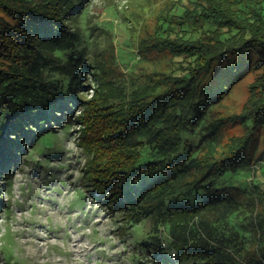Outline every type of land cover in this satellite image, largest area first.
Listing matches in <instances>:
<instances>
[{"label": "trees", "instance_id": "1", "mask_svg": "<svg viewBox=\"0 0 264 264\" xmlns=\"http://www.w3.org/2000/svg\"><path fill=\"white\" fill-rule=\"evenodd\" d=\"M191 1V11L182 15L188 19L178 21L182 28L174 29L177 21L162 14L156 34L173 37L150 47L153 59L136 53L139 72L132 68L120 89L126 109L110 142L122 155L110 174L112 204L129 211L131 225L149 220L156 234L145 248L158 250L155 264H171L162 255V230L179 260L264 264V213L256 214L264 177L255 176L252 166L264 168V0ZM1 3L0 169L8 170L10 149H24L38 132L49 133L51 123L73 120L69 106L80 99L67 97L85 86L79 46L86 32L81 18L89 8L81 6L83 0ZM203 33L214 36L212 43L200 41ZM145 38L136 50L143 55ZM233 56H243L242 62ZM146 63L151 72L143 70ZM102 65L89 73L100 72L101 82L108 72ZM253 68L262 70L250 86L249 103L239 114L222 116L231 84ZM233 122L243 129L238 137L225 133Z\"/></svg>", "mask_w": 264, "mask_h": 264}, {"label": "rangeland", "instance_id": "2", "mask_svg": "<svg viewBox=\"0 0 264 264\" xmlns=\"http://www.w3.org/2000/svg\"><path fill=\"white\" fill-rule=\"evenodd\" d=\"M191 2L83 0L81 6L88 3L89 8L87 16L81 18L86 32L79 46L84 59L81 66L86 70L85 86L67 97L80 99L69 106L73 120L67 126L65 119L51 123L49 133L40 136L42 132H38L24 149H10L11 155H5L10 158V168L0 169V264H155L158 250L154 245L145 248L156 234L149 220L131 225L126 214L129 211L118 210L112 204L115 179L110 174L122 163V155L110 142L114 132L123 127L125 116L119 114L126 109V102L120 89L129 82L131 69L137 67V54L153 59L155 50L150 47L173 37L164 32L162 38L156 34L162 14L177 21L174 29L182 28L188 19L182 17L183 12L191 11ZM2 7L0 0V15L4 13ZM145 37L149 46L148 54L143 55V51L136 50L145 46ZM213 37L203 33L200 41L207 45ZM224 56L230 66L232 61L226 52ZM232 58L242 62L243 56ZM103 62L109 66H103ZM101 65L108 71L102 82L100 72L89 74ZM151 69V63L143 68L149 72ZM261 70L249 69L232 83L218 113L224 117L241 113L249 103L250 86L256 83ZM78 93H85L86 98L81 100ZM63 107L66 109L67 104ZM83 114L84 120L80 118ZM225 133L238 137L243 129L233 122ZM230 142L226 136L224 144ZM252 166L255 176L264 177L259 163ZM83 177H87V185ZM256 209V214L263 216L264 200L257 203ZM159 235L162 255L171 264L193 263L177 258L166 231Z\"/></svg>", "mask_w": 264, "mask_h": 264}]
</instances>
